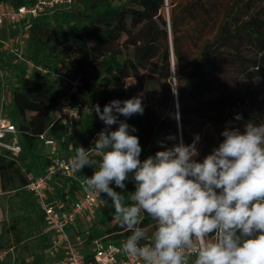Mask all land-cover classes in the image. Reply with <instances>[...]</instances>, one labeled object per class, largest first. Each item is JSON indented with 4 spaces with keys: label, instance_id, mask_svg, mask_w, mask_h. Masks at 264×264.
Wrapping results in <instances>:
<instances>
[{
    "label": "trees",
    "instance_id": "trees-1",
    "mask_svg": "<svg viewBox=\"0 0 264 264\" xmlns=\"http://www.w3.org/2000/svg\"><path fill=\"white\" fill-rule=\"evenodd\" d=\"M35 1L0 0V4L17 9L32 6ZM77 1L82 8L71 10ZM116 1L119 6H115ZM168 2L173 6L169 21L162 14ZM75 3L70 9H59L42 14L28 24L21 23L27 36L26 55L34 70L31 75L23 70L16 76L13 108L8 115L21 132L22 153L18 162L0 156L1 190L21 191L24 209L30 207L43 226L36 200L21 189L26 183L21 167L38 174L48 164L49 155L43 150L45 145L39 135L50 127L48 135L60 143V152L71 153L69 145L74 140L52 117L67 89L66 83L63 88H54L59 79L54 78L53 72L64 60L75 59L72 68H65L66 74L82 82L86 108L77 124L79 146L86 149L104 127L93 111L94 106L98 104L102 111L111 100L123 101L135 96V92L144 91L142 85L149 78V83L154 82L158 88L145 90L149 95L142 100L143 115L127 119V123L137 129L133 134L139 137L141 159L162 150L160 141H166L171 147L177 141L166 140L170 136L177 140L182 137L183 142L189 144L198 134L200 154L197 159L202 161L223 140L221 133L226 126L243 130V125L250 120L264 123V93L258 86L264 84V16L255 10L258 1L230 0L222 14L219 0H183L182 3L177 0H75ZM191 24L214 30V33L189 60L179 44L178 33L181 26ZM245 47L251 52L250 56L243 53ZM227 61L231 62V68L225 72L224 62ZM38 66L48 69L49 74H43ZM176 74L175 99L170 83L172 75ZM131 78L136 82L130 84L127 91L124 81ZM222 78L224 87L214 94ZM242 79H254L258 84L243 86ZM228 80L233 82L230 87L225 85ZM164 91L170 95L167 101L162 94ZM208 94L211 96L206 98ZM237 114L242 119L236 120ZM93 172L83 169L81 175ZM70 181L68 177L57 178L54 195L64 199L69 192L70 200L73 199L78 186ZM129 186V192L124 194L126 204L132 203L131 192L135 190L133 182H128ZM109 202L105 208H96L95 219L86 230L89 239L105 236L114 241L127 239L129 232L114 218ZM23 220L26 221V217ZM141 221V227L152 226L154 231L155 221L150 216L142 213ZM18 225L12 222L9 227L16 243L23 236ZM41 241L43 246L46 239L42 237ZM35 263L40 264L38 259Z\"/></svg>",
    "mask_w": 264,
    "mask_h": 264
},
{
    "label": "clouds",
    "instance_id": "clouds-1",
    "mask_svg": "<svg viewBox=\"0 0 264 264\" xmlns=\"http://www.w3.org/2000/svg\"><path fill=\"white\" fill-rule=\"evenodd\" d=\"M142 100L114 99L102 111L95 105L104 127L90 148L74 146L72 158L77 172L97 169L85 184L111 201L129 232L124 253L141 264H189L193 257L192 264H264V123L226 126L202 161L198 134L189 144L170 136L177 141L171 147L160 141L162 150L141 159L137 129L127 119L143 115ZM128 182L135 185L130 204ZM142 213L155 221L150 236L140 226Z\"/></svg>",
    "mask_w": 264,
    "mask_h": 264
},
{
    "label": "built area",
    "instance_id": "built-area-1",
    "mask_svg": "<svg viewBox=\"0 0 264 264\" xmlns=\"http://www.w3.org/2000/svg\"><path fill=\"white\" fill-rule=\"evenodd\" d=\"M74 3L75 0H36L32 6H21L17 9L2 3L0 4V30L23 22L28 24L42 14L59 9H70ZM37 69L43 74H49V70L42 66H38ZM53 76L59 80L65 79L67 89L52 117L64 126L71 136L79 128L77 122L86 108L82 82L79 78L68 77L63 65L53 72ZM49 129L39 135L41 142L50 149L48 164L38 174L28 171L24 166L21 167L26 179L21 189L34 197L43 217L44 226L41 237H44L46 241L42 246V256L49 261V264H141L135 257L124 253L122 245L125 239L114 241L108 236L89 239L86 230L95 219V211L102 195L86 187L85 177H90L93 173L81 175L72 168V158L75 156L74 146L77 145L71 143L69 145L71 153L65 155L60 152V143L49 137ZM20 140V130L4 112L3 104L0 102V156H6L18 162L22 153ZM66 177L71 178L70 183H76L78 186L71 201L69 192L64 199L54 195L55 180ZM4 221V211L0 205V235ZM79 222L84 223V230L80 229L83 226L79 225ZM82 234L85 236L79 238L78 236ZM147 242L149 241L141 243ZM14 249L15 247L0 249V264H18Z\"/></svg>",
    "mask_w": 264,
    "mask_h": 264
},
{
    "label": "rangeland",
    "instance_id": "rangeland-1",
    "mask_svg": "<svg viewBox=\"0 0 264 264\" xmlns=\"http://www.w3.org/2000/svg\"><path fill=\"white\" fill-rule=\"evenodd\" d=\"M183 0H177V3H182ZM214 1V0H213ZM258 1L257 10L260 13V16H264V0H256ZM260 1V2H259ZM221 4V14L225 13L227 6L230 5V0H219ZM255 3V2H254ZM119 2H115V6H119ZM82 5L80 2L77 1L75 5L72 7L71 10H80ZM173 6L168 2L162 10V14L167 21L172 14ZM254 10V11H255ZM262 12V13H261ZM13 27V28H12ZM24 26L23 24H15L11 26V30L8 32L3 31L0 34V102H2L4 107V112L8 114V112L13 108V93L15 91V83H16V76L21 73L23 70L26 74L31 75L33 73L34 67H32V63L28 60L26 55L25 49V38L26 33H24ZM1 33V32H0ZM214 30L211 31L210 29H200L199 27L195 26L194 24L191 25H183L179 29V44L185 49L186 53L189 55V60H192L198 53L201 45L203 42L212 37ZM172 37L170 35V31H168V43L169 49L172 51ZM25 43V44H24ZM8 45V46H7ZM245 55L250 56L251 52L248 48H244L243 50ZM20 55V56H19ZM172 57V55H171ZM75 63V59L71 58L68 60L63 61V66L67 69L72 68L73 64ZM227 68H231V62L227 61L224 62V69L225 72ZM151 79L149 78L146 83L142 85L144 87V91L135 92L134 95H142L143 100L146 99L149 95V92L145 91L153 86L158 88L154 82L149 83ZM153 80V79H152ZM177 80L178 75H172V81L170 83L172 89V97L176 99V90H177ZM65 79L58 80L55 87L63 88L65 86ZM136 79L131 78L124 81V84L130 85L135 84ZM176 82V83H175ZM243 86L249 84L251 87L257 86V81L254 79H242L240 82ZM233 84L231 81H227L225 83L226 86L230 87ZM176 85V86H175ZM126 87V90L129 91V87ZM261 86V91L264 93V84ZM224 87L223 78L221 83L217 85L214 90V94L221 91ZM165 100L167 98L169 100V93L162 92ZM211 95H206V98L210 97ZM175 111L177 113L178 106L175 104ZM79 126V125H78ZM115 125H113V129H115ZM79 131L77 129L71 135L73 143L77 146L79 145ZM45 152H49L50 149H43ZM158 151V150H157ZM62 153L67 154L62 150ZM155 154V153H154ZM153 154V155H154ZM130 190V186L127 189L128 193ZM23 191V190H22ZM25 192V191H23ZM26 193V192H25ZM125 193V194H126ZM24 194L19 191H11L8 190L6 192L0 190V205L3 208L5 221L3 226L2 234L0 235V249H9L15 247L14 254L16 256V261L18 264H36V260L38 259L40 264H49V261L42 257V237L41 233L43 230V223H40L36 213L29 209L25 210L24 208ZM72 200V199H71ZM70 200V201H71ZM108 204H110L109 200L106 201L105 198H102L98 204L99 209L105 208ZM26 217V221L23 218ZM19 223V228L23 231L22 240L19 243L14 241V234L10 231L9 227L11 223ZM116 220L111 223V225L115 224ZM86 223V222H85ZM83 228L80 227L81 230H84L85 226L84 223L81 224ZM145 232L150 236L152 233V226L147 227L144 229ZM85 235L82 234L78 236L79 238L84 237ZM7 264V263H4Z\"/></svg>",
    "mask_w": 264,
    "mask_h": 264
},
{
    "label": "crops",
    "instance_id": "crops-1",
    "mask_svg": "<svg viewBox=\"0 0 264 264\" xmlns=\"http://www.w3.org/2000/svg\"><path fill=\"white\" fill-rule=\"evenodd\" d=\"M13 28V27H12ZM5 30V32H8V31H10L11 30V26H8V27H5V28H3V29H1L0 30V34H2L3 33V31ZM26 36V35H25ZM77 131H79V134H80V129L78 128L77 129ZM46 149H49V148H47L46 147ZM85 169V171L87 172V173H89V172H91L92 170H94L95 168H89V167H85L84 168ZM0 190H1V187H0ZM81 224H83L82 222H79V225H81ZM82 228V227H81ZM43 257V256H42ZM44 258V257H43Z\"/></svg>",
    "mask_w": 264,
    "mask_h": 264
}]
</instances>
